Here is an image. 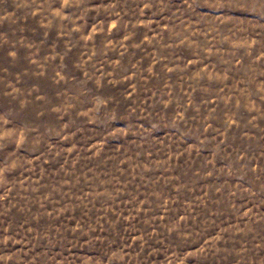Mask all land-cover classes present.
Returning <instances> with one entry per match:
<instances>
[{
    "label": "rangeland",
    "instance_id": "obj_1",
    "mask_svg": "<svg viewBox=\"0 0 264 264\" xmlns=\"http://www.w3.org/2000/svg\"><path fill=\"white\" fill-rule=\"evenodd\" d=\"M0 264H264V0H0Z\"/></svg>",
    "mask_w": 264,
    "mask_h": 264
}]
</instances>
